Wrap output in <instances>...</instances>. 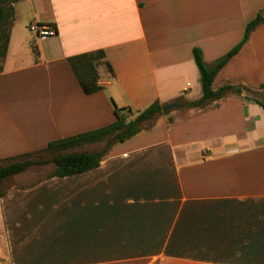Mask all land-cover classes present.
I'll return each instance as SVG.
<instances>
[{
	"label": "crops",
	"instance_id": "0c3cea01",
	"mask_svg": "<svg viewBox=\"0 0 264 264\" xmlns=\"http://www.w3.org/2000/svg\"><path fill=\"white\" fill-rule=\"evenodd\" d=\"M12 5L0 61V158L113 123L117 108L138 114L156 99L180 106L171 120L115 144L95 168L35 183L18 175L0 198V262L264 264L263 107L247 91L202 107L176 101L198 70L193 48L209 64L227 53L264 0ZM27 15L29 26L55 34L38 36ZM99 49L113 72L100 65L102 89L87 94L69 57ZM227 83L255 91L264 83V23L213 89Z\"/></svg>",
	"mask_w": 264,
	"mask_h": 264
},
{
	"label": "trees",
	"instance_id": "16d2710c",
	"mask_svg": "<svg viewBox=\"0 0 264 264\" xmlns=\"http://www.w3.org/2000/svg\"><path fill=\"white\" fill-rule=\"evenodd\" d=\"M12 2L13 0H0V61L6 56L8 49L10 29L14 18ZM262 23H264V9L247 24L243 38L227 53L210 64L204 59L201 48L194 47L193 56L200 73L203 93L196 100L186 101L183 97H179L176 101L187 107H202L209 100L220 99L228 93L241 94L243 91H247L255 95L251 98H246L259 103L264 109V93H262L264 83L258 86V91L252 90L245 85H234L230 83L224 84L216 90L213 89V81L219 70L241 50L249 39L251 32ZM105 57V51L102 49L69 57L70 64L85 93L90 94L102 89L99 81L100 65H106L109 71L113 72L111 64L105 60ZM256 94H261L262 97H257ZM164 105L156 99L129 121L120 114V111L126 108H117V118L113 123L69 137L53 140L45 148L0 158V198L4 197L13 186L17 185L15 178L18 175L32 170L35 166L49 163L53 164L52 169L48 173L37 177L33 183L44 178L76 174L99 166L103 158L115 144L124 142L145 130L151 129L154 125L144 128L143 123L163 113H169L170 110L163 111ZM101 142H104V145L100 149L93 151H69L72 148L84 144Z\"/></svg>",
	"mask_w": 264,
	"mask_h": 264
},
{
	"label": "rangeland",
	"instance_id": "374dc122",
	"mask_svg": "<svg viewBox=\"0 0 264 264\" xmlns=\"http://www.w3.org/2000/svg\"><path fill=\"white\" fill-rule=\"evenodd\" d=\"M27 12V11H26ZM28 15L26 16V20L24 22L25 26L29 29V23H30V20L31 18H27ZM32 25H37L36 23L32 24ZM194 76H191L188 78V81L191 82L192 84V87H191V90H189L187 93L184 94V98L183 99H192V98H198L199 94H200V91H201V81H200V74H199V71L197 70L194 74ZM264 93V92H262ZM251 94V93H250ZM255 95V94H252V96ZM264 95V94H263ZM257 97H262V95L260 94H256ZM175 108H171L169 109L170 111L174 110ZM168 111V110H167ZM120 114L126 118L127 121L133 119L137 114L131 110H122L120 112ZM165 120H171V117H169V115H167V113H163L162 115L152 119V120H148L146 121L145 123H143V127L144 128H147L151 125H155L161 121H165ZM104 145V142H101V143H88V144H84L82 146H79V147H75V148H72L70 149L69 151H73V150H90V151H93V150H96V149H100L102 146ZM53 167V164L52 163H49V164H45V165H41V166H35L32 168V170H29L27 171V177L23 178L24 180L23 181H26L28 178V180H34L36 179L37 177H40L42 175H45L46 173H48ZM16 181H17V177L15 178Z\"/></svg>",
	"mask_w": 264,
	"mask_h": 264
},
{
	"label": "built area",
	"instance_id": "2783aa9c",
	"mask_svg": "<svg viewBox=\"0 0 264 264\" xmlns=\"http://www.w3.org/2000/svg\"><path fill=\"white\" fill-rule=\"evenodd\" d=\"M30 30L34 31L38 36L46 37L55 34V29L53 27H48L44 25H31ZM0 264H3L0 262Z\"/></svg>",
	"mask_w": 264,
	"mask_h": 264
},
{
	"label": "water",
	"instance_id": "95a60500",
	"mask_svg": "<svg viewBox=\"0 0 264 264\" xmlns=\"http://www.w3.org/2000/svg\"><path fill=\"white\" fill-rule=\"evenodd\" d=\"M180 105L176 102H171V103H167L163 106V111H167L171 108H174V107H179Z\"/></svg>",
	"mask_w": 264,
	"mask_h": 264
}]
</instances>
